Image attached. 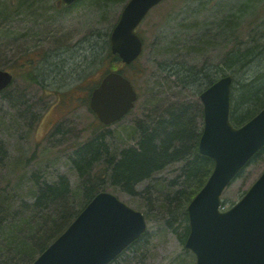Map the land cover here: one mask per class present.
Returning a JSON list of instances; mask_svg holds the SVG:
<instances>
[{
    "label": "rangeland",
    "instance_id": "1",
    "mask_svg": "<svg viewBox=\"0 0 264 264\" xmlns=\"http://www.w3.org/2000/svg\"><path fill=\"white\" fill-rule=\"evenodd\" d=\"M126 1L80 0L57 7V0H37L30 9L23 10L17 6L18 0H0V8L4 7V12L0 9V68L15 76L7 90L0 93V140L8 153V173L20 183V193L28 200L35 191L33 173L49 182L65 174L73 190H78L79 179L70 159L72 145L99 132L100 123L89 107L88 88L106 70L122 69L124 75L134 78L138 93L134 108L104 129L111 146L121 148L134 145L140 123L148 125L154 112L170 101L200 102L203 81H197L196 86L175 81L178 66H183L176 62L188 57L181 48L193 43L191 37L196 32L211 31L223 15L236 13L243 25L249 21L257 24L242 30L241 37L245 34L255 41L264 40V0H164L137 26L143 50L131 64L133 67H127L105 57L109 46L106 34ZM219 42L205 43L185 66L204 65L214 79L231 72L233 68L224 64V57L232 40L227 45L223 40ZM27 53L44 56L34 67L37 83L27 81L26 70L18 67ZM242 76L236 75L237 79ZM33 154L28 166L19 169L18 165ZM174 169L167 167L155 176L171 177ZM263 170L264 148L224 189L223 207L239 200ZM149 182L140 183L138 188ZM106 190L141 211L147 223L146 234L135 250H124L109 264H137L140 255L144 259L140 264H195L193 252L182 242V220L169 230L149 212L148 198Z\"/></svg>",
    "mask_w": 264,
    "mask_h": 264
},
{
    "label": "trees",
    "instance_id": "2",
    "mask_svg": "<svg viewBox=\"0 0 264 264\" xmlns=\"http://www.w3.org/2000/svg\"><path fill=\"white\" fill-rule=\"evenodd\" d=\"M34 1L37 0H18L17 6L28 10ZM0 9L4 12L3 6ZM5 12L9 15L8 11ZM240 18L236 13H228L217 21L215 29L196 32L195 37H191L193 43L181 48L188 57L176 62L187 65V61L204 49L205 43L210 45L216 40L218 43L223 40L227 45L232 40L230 50L225 53L224 64L233 70L223 74H230L233 79L230 120L235 126L243 124L264 107V40L255 41L252 37H245V34L241 37L242 30L254 26L255 22L243 25ZM106 35L109 36L108 33ZM110 52L108 46L105 57L120 62L118 56ZM23 56L24 60L18 63V67L26 70L27 81L39 82L34 67L44 59L43 54L39 57L28 53ZM125 66L133 67L131 64ZM183 66H178L180 71L175 73L176 82L181 80L184 85L196 86L197 81H203L206 87L215 80L209 76L212 71L208 69L207 72L204 65L197 68ZM117 70L122 72V69ZM241 73L243 76L237 79L236 75ZM98 81L89 84L88 97ZM201 86L202 82L200 91L204 88ZM149 121L148 125L140 123L134 145L121 148L111 146L104 132L107 125L100 124L97 128L99 132L72 145L70 159L79 179L78 190H73L65 174H59L55 181L49 182L33 173L35 191L31 200L20 193V183L8 173V153L0 140V264H31L65 230L86 203L107 188L129 196L148 198L146 206L149 212L169 230L182 220L184 243L188 233L186 206L213 169V160L198 150L203 124L202 105L199 101H170L154 112ZM33 156L18 165L19 169L26 168ZM170 166L176 167L174 175L155 176ZM149 180L143 188H138L140 183ZM146 192L149 195H145ZM145 234L127 249L135 250ZM140 256L137 264L144 260L143 255Z\"/></svg>",
    "mask_w": 264,
    "mask_h": 264
},
{
    "label": "water",
    "instance_id": "3",
    "mask_svg": "<svg viewBox=\"0 0 264 264\" xmlns=\"http://www.w3.org/2000/svg\"><path fill=\"white\" fill-rule=\"evenodd\" d=\"M77 0H58L69 6ZM163 0H127L110 31V49L125 64L142 52L143 41L135 28L149 10ZM13 74L0 68V91ZM231 75L221 76L199 94L203 128L199 152L210 157L213 170L189 201V233L185 246L196 256L195 264H264V171L226 210L221 194L249 159L264 146V107L235 127L229 118ZM137 92L118 71H108L92 89L89 107L98 120L111 124L133 107ZM146 229L141 211L108 191L96 193L68 227L32 264H108Z\"/></svg>",
    "mask_w": 264,
    "mask_h": 264
}]
</instances>
